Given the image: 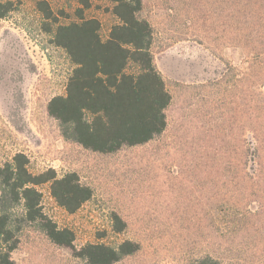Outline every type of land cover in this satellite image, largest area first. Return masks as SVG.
<instances>
[{
	"label": "rangeland",
	"instance_id": "374dc122",
	"mask_svg": "<svg viewBox=\"0 0 264 264\" xmlns=\"http://www.w3.org/2000/svg\"><path fill=\"white\" fill-rule=\"evenodd\" d=\"M12 1L16 9L0 20V166L21 152L30 172H75L92 189L69 214L48 184L38 188L43 213L73 232L74 247L139 245L114 264H264V150L253 130L255 105L264 99L253 75L261 57L246 46L256 34L243 19L227 20V1L143 0L140 16L151 25L154 64L171 97L166 128L112 154L65 140L46 114L74 66L41 29L38 0ZM46 1L63 13L60 24L77 21L83 9L100 22L103 40L118 23L110 0H86L87 8L84 0ZM10 213L21 215V206ZM113 214L126 223L121 233L112 230ZM16 237L14 264H87L36 227L23 226Z\"/></svg>",
	"mask_w": 264,
	"mask_h": 264
},
{
	"label": "trees",
	"instance_id": "16d2710c",
	"mask_svg": "<svg viewBox=\"0 0 264 264\" xmlns=\"http://www.w3.org/2000/svg\"><path fill=\"white\" fill-rule=\"evenodd\" d=\"M111 13L118 23L108 36H100V22L86 18L83 9L76 11L77 21L60 24L59 16L46 0H38L36 9L41 16V29L52 34V43L64 50L74 66L67 78L63 95L51 98L45 107L48 116L56 119L65 140L85 150L112 154L124 147L144 145L166 128V109L171 97L164 80L154 64L152 28L140 16L143 0H110ZM189 4L193 1L188 0ZM227 17L243 19L245 29L256 34L246 46L256 57L258 76L264 84V0H226ZM88 2L83 1L87 8ZM16 9L12 0H0V20ZM248 32V33H249ZM248 43V45H247ZM150 108L149 118L140 120L138 111ZM254 136L264 150V99L255 105ZM107 129V134L100 129ZM261 156V155H260ZM259 158V157H258ZM25 154L15 153L0 166V264H14L11 253L17 248L16 234L23 226L38 228L58 247L69 248L76 258L87 264H114L135 254L139 245L125 240L116 248L105 244H85L75 248L71 230L59 229L41 208L39 187L49 185L55 202L67 213H75L92 197V189L83 184L75 172L58 175L48 168L39 173L28 169ZM21 206V215L10 212ZM112 230L121 233L126 223L111 215ZM188 264H219L213 258Z\"/></svg>",
	"mask_w": 264,
	"mask_h": 264
},
{
	"label": "snow or ice",
	"instance_id": "6c2138e0",
	"mask_svg": "<svg viewBox=\"0 0 264 264\" xmlns=\"http://www.w3.org/2000/svg\"><path fill=\"white\" fill-rule=\"evenodd\" d=\"M150 114V108L148 106H145L142 110L138 111L137 113V118L140 120H147L149 118ZM101 132L107 134L108 130L107 129H100Z\"/></svg>",
	"mask_w": 264,
	"mask_h": 264
}]
</instances>
